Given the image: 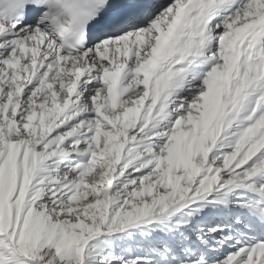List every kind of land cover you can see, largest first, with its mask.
<instances>
[{"label":"snow or ice","instance_id":"6c2138e0","mask_svg":"<svg viewBox=\"0 0 264 264\" xmlns=\"http://www.w3.org/2000/svg\"><path fill=\"white\" fill-rule=\"evenodd\" d=\"M0 264H264V0H0Z\"/></svg>","mask_w":264,"mask_h":264}]
</instances>
